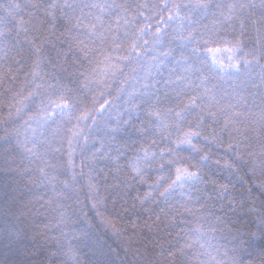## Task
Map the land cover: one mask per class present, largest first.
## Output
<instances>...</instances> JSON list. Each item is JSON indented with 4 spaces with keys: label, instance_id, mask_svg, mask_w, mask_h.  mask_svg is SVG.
I'll use <instances>...</instances> for the list:
<instances>
[{
    "label": "snow or ice",
    "instance_id": "obj_1",
    "mask_svg": "<svg viewBox=\"0 0 264 264\" xmlns=\"http://www.w3.org/2000/svg\"><path fill=\"white\" fill-rule=\"evenodd\" d=\"M0 264H264V0H0Z\"/></svg>",
    "mask_w": 264,
    "mask_h": 264
}]
</instances>
